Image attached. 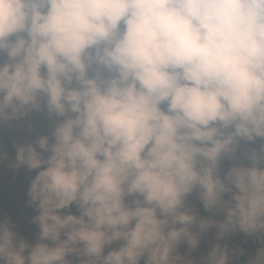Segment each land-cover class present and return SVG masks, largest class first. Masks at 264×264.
I'll use <instances>...</instances> for the list:
<instances>
[{"label": "clouds", "instance_id": "9594fccd", "mask_svg": "<svg viewBox=\"0 0 264 264\" xmlns=\"http://www.w3.org/2000/svg\"><path fill=\"white\" fill-rule=\"evenodd\" d=\"M32 113L38 232L0 219V264H229L191 258L213 227L264 264V0H0V128Z\"/></svg>", "mask_w": 264, "mask_h": 264}, {"label": "rangeland", "instance_id": "374dc122", "mask_svg": "<svg viewBox=\"0 0 264 264\" xmlns=\"http://www.w3.org/2000/svg\"><path fill=\"white\" fill-rule=\"evenodd\" d=\"M29 124L33 125L31 129L28 127ZM14 127L18 134L19 142L30 140L36 135L47 133L50 128V123L44 114L32 113L25 118L22 127L18 126L16 122H14ZM259 143L260 141L258 140L252 146L258 147ZM14 157L15 153L13 149L0 165V219L7 217L13 224L15 231L26 239L35 241L36 233L38 232V225L33 222L32 218L37 215L38 209L35 205H29L27 203V191L31 178L35 175V170L29 172L27 168L23 166L13 168L11 162H14ZM225 166H227V163ZM188 203L197 210L200 216L212 215V213L203 209L202 204L199 202L195 194L188 198ZM71 211L74 213L76 212L75 206L72 207ZM215 218L222 219V216L216 214ZM215 233V227L211 228L207 234L202 236L200 245L208 239H213L215 243L225 245L229 253V262L231 256L238 252V245L248 246L249 244L247 240L248 236L239 230L229 233L222 240H217ZM257 242L260 243L259 240ZM185 250V246L181 245L179 251L184 253ZM245 253L248 254L249 252ZM201 256L203 255L200 246L197 250L191 253V258L193 260H199ZM244 264H246V262H244Z\"/></svg>", "mask_w": 264, "mask_h": 264}, {"label": "trees", "instance_id": "16d2710c", "mask_svg": "<svg viewBox=\"0 0 264 264\" xmlns=\"http://www.w3.org/2000/svg\"><path fill=\"white\" fill-rule=\"evenodd\" d=\"M18 139L19 137L14 127V122L5 125L3 128H0V140L3 142V148L7 153V156L13 150V141H18ZM1 164L2 161H0V165ZM247 240L249 243L248 246L238 245V252L231 256L229 264H244V262L247 264L248 259L256 253L258 247L260 246V243L257 242L258 240L256 241L255 237H248ZM214 244L216 243L213 239H208L203 244H201L200 250L202 255H205L209 248ZM245 252L249 253L246 254Z\"/></svg>", "mask_w": 264, "mask_h": 264}]
</instances>
